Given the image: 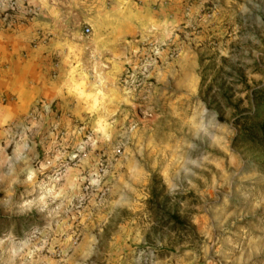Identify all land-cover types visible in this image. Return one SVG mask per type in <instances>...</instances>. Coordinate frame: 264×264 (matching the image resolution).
Returning <instances> with one entry per match:
<instances>
[{
  "label": "rangeland",
  "instance_id": "obj_1",
  "mask_svg": "<svg viewBox=\"0 0 264 264\" xmlns=\"http://www.w3.org/2000/svg\"><path fill=\"white\" fill-rule=\"evenodd\" d=\"M130 2L0 0V264H264V0Z\"/></svg>",
  "mask_w": 264,
  "mask_h": 264
},
{
  "label": "crops",
  "instance_id": "obj_2",
  "mask_svg": "<svg viewBox=\"0 0 264 264\" xmlns=\"http://www.w3.org/2000/svg\"><path fill=\"white\" fill-rule=\"evenodd\" d=\"M141 2V5H137L135 2H130V7L132 9V14L129 16V21L126 23V26H122L120 28L112 30L114 34H119L121 35L126 34V33H140L143 31L144 27H146L148 24H150L151 20H154L153 18L157 19L159 16L162 15L160 14L159 11L155 12L150 9V5L153 2V0H138ZM161 12H164L163 9H160ZM166 13L164 12V15ZM171 15H169L168 18H170ZM109 31V30H107ZM11 89H14L15 86H11ZM49 88L46 83L40 84V86L37 88V97L45 99L47 94L50 97L49 101H54L58 97V92L57 90H54L53 88H50L51 90H47Z\"/></svg>",
  "mask_w": 264,
  "mask_h": 264
},
{
  "label": "built area",
  "instance_id": "obj_3",
  "mask_svg": "<svg viewBox=\"0 0 264 264\" xmlns=\"http://www.w3.org/2000/svg\"><path fill=\"white\" fill-rule=\"evenodd\" d=\"M88 31H89V30L86 28V29H85V33H88Z\"/></svg>",
  "mask_w": 264,
  "mask_h": 264
}]
</instances>
